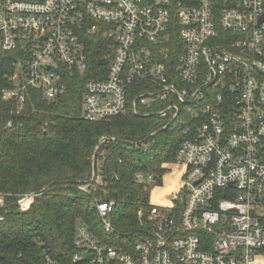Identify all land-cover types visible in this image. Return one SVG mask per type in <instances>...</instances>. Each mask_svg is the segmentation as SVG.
<instances>
[{
    "label": "built area",
    "instance_id": "2783aa9c",
    "mask_svg": "<svg viewBox=\"0 0 264 264\" xmlns=\"http://www.w3.org/2000/svg\"><path fill=\"white\" fill-rule=\"evenodd\" d=\"M0 53L11 55L0 113L6 102L24 111L31 89L58 100L77 73L86 121L131 110L166 128L189 114L163 180L181 184L170 204L151 205L131 249L83 226L75 263L264 264V0H0ZM102 181L94 156L79 188L93 195ZM39 196L22 194L21 210ZM92 204L116 233L115 201Z\"/></svg>",
    "mask_w": 264,
    "mask_h": 264
},
{
    "label": "trees",
    "instance_id": "16d2710c",
    "mask_svg": "<svg viewBox=\"0 0 264 264\" xmlns=\"http://www.w3.org/2000/svg\"><path fill=\"white\" fill-rule=\"evenodd\" d=\"M98 57L95 54L94 68ZM10 62V54L0 53V82ZM83 80L76 73L54 102L41 90H29L21 113H15L11 102L4 103L0 192L6 206L0 209V264H45L47 255L64 264H79L73 260L80 251L75 244L79 222L108 243L131 249L149 228L151 187L163 184L164 176L177 167L183 131L191 122L188 113L166 128L160 116H139L131 110L89 122L81 113ZM103 139L109 141L102 145ZM94 156L102 159L103 181L92 195L79 187L91 177ZM27 192L40 196L22 211L18 200ZM94 195L115 201L111 217L116 233L104 231L92 204Z\"/></svg>",
    "mask_w": 264,
    "mask_h": 264
},
{
    "label": "rangeland",
    "instance_id": "374dc122",
    "mask_svg": "<svg viewBox=\"0 0 264 264\" xmlns=\"http://www.w3.org/2000/svg\"><path fill=\"white\" fill-rule=\"evenodd\" d=\"M183 120H184V116L180 118V121H183ZM180 186L181 184L179 182L174 181L172 179H168L167 181H164L163 184H160V185H153L150 191L151 192L150 193V204L157 205L159 207L169 205L170 200L167 198L168 193L176 192L177 190L180 189ZM83 226H85L84 223L82 222L78 223V226H77L78 237L81 235L80 228H82Z\"/></svg>",
    "mask_w": 264,
    "mask_h": 264
},
{
    "label": "water",
    "instance_id": "95a60500",
    "mask_svg": "<svg viewBox=\"0 0 264 264\" xmlns=\"http://www.w3.org/2000/svg\"><path fill=\"white\" fill-rule=\"evenodd\" d=\"M99 62H100V63H104V62H106V59H101ZM145 178L147 179V178H148V176H147V175H145Z\"/></svg>",
    "mask_w": 264,
    "mask_h": 264
}]
</instances>
